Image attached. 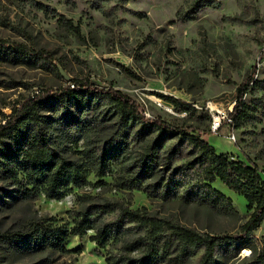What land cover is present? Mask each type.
Here are the masks:
<instances>
[{
	"label": "rangeland",
	"instance_id": "1",
	"mask_svg": "<svg viewBox=\"0 0 264 264\" xmlns=\"http://www.w3.org/2000/svg\"><path fill=\"white\" fill-rule=\"evenodd\" d=\"M38 1L51 11L38 9L28 0H0V41L48 57L18 62L0 56L1 123H5L2 114L11 115L18 100L40 91L53 94L70 82L112 86L134 98L148 117H161L185 131L199 128L204 140L219 151L225 150L231 159L254 161L264 178V0H218L219 7L207 6L193 19L184 18V14L196 0ZM59 66L70 80L61 75ZM251 76L256 83H250L245 96L248 117L240 128L224 125L213 133L210 115L202 105L213 101L227 107L236 100L237 87ZM160 95L200 108L193 114L178 112ZM98 110L104 117L103 132L108 135L117 125L116 108L101 100ZM139 129L134 125L132 132ZM232 133L235 142L229 139ZM176 140L166 143L162 163ZM145 143L146 139L138 137L131 140L127 153L111 159L106 177L99 179L91 173L90 185L75 189L61 201L46 199L42 194L24 199L15 192L11 180L0 178V234L18 230L40 217L56 218L71 228L77 211L104 199L146 209L153 216L202 234L240 232L250 215L246 200L217 179L212 186L231 198V203L215 195L213 202H202L205 168L187 169L185 173L179 170L169 196L156 190L149 194L146 185L120 187L122 179L132 174ZM67 146L72 148L68 141ZM83 149L80 141L68 154L81 159ZM189 150V145L182 147L184 154ZM185 159L186 155L173 166H180ZM113 218V214L108 215L102 221ZM95 233L94 229L83 238L71 236L64 251L19 250L0 242V258L3 264H106L105 256L123 254V245L144 236L145 230L127 224L121 235L100 246L91 241ZM254 235L258 255L263 247L264 223ZM165 239L170 240L169 235ZM78 248L80 253L76 252ZM160 248L156 264H196L203 253L178 241H172L166 251ZM233 252L223 248L216 264H243L251 259L250 248L237 256ZM132 256L141 258L143 252L137 249Z\"/></svg>",
	"mask_w": 264,
	"mask_h": 264
},
{
	"label": "trees",
	"instance_id": "2",
	"mask_svg": "<svg viewBox=\"0 0 264 264\" xmlns=\"http://www.w3.org/2000/svg\"><path fill=\"white\" fill-rule=\"evenodd\" d=\"M28 1L38 9L51 11L41 1ZM119 1L128 3L130 0ZM207 6L219 7L220 2L196 0L184 18L193 19ZM66 24L73 27L69 20ZM1 55L18 62L48 60L47 56L34 55L21 45H9L4 41H0ZM123 69L134 76L127 68ZM254 78L251 76L237 87L236 104L231 112L233 127L240 128L248 117L245 96L250 83H256ZM160 97L178 112L193 114L198 111L194 104L173 96ZM101 100L111 103L118 114L117 125L108 135L103 132L104 117L98 110ZM2 116L5 123L0 121V178L11 180L15 192L24 199L42 194L46 199L61 201L75 189L90 185L91 173L103 179L109 172L111 159L127 153L131 140L138 137L142 141L146 139L144 149L132 174L122 179L120 187L130 189L146 185L149 194L156 190V193L169 196L179 170L185 173L187 169L205 168L206 190L200 196L201 201L211 203L215 195L231 203V198L212 186L218 179L228 190L246 200L250 215L238 234L213 236L153 216L146 209H133L130 205L104 199L77 211L71 228L60 224L56 218L40 217L18 230L0 234V242L19 250L64 251L71 236L83 238L89 230L95 229L91 241L100 246L121 235L125 225L134 224L144 229L145 235L126 242L123 254L105 256L106 264H156L160 258V247L166 251L172 241H178L185 248L202 250L196 264H216L223 248L233 249L234 256L250 248L251 259L243 264H264V235L258 255L254 235L264 223V178L258 165L250 159L233 160L225 153H217L216 148L202 138L199 128L185 131L161 117H148L140 104L120 89L78 82H70L53 94L40 91L22 98L17 101L11 115ZM134 125L140 128L136 133L132 132ZM173 139L177 140L165 152L166 162L162 163L163 149ZM67 141L72 148L67 146ZM80 141L84 145L80 152L83 158L70 157L68 152ZM185 144L191 147L186 154L182 151ZM185 155L186 159L180 166H173ZM153 184L156 188L152 190ZM112 214V220L102 221ZM167 235L170 240L165 239ZM137 249L143 252L141 258L132 256ZM76 252L80 253L81 249H76ZM0 264H3L1 258Z\"/></svg>",
	"mask_w": 264,
	"mask_h": 264
},
{
	"label": "built area",
	"instance_id": "3",
	"mask_svg": "<svg viewBox=\"0 0 264 264\" xmlns=\"http://www.w3.org/2000/svg\"><path fill=\"white\" fill-rule=\"evenodd\" d=\"M236 104V100L231 101L228 103V106H223L222 104L218 102L209 101L202 105L201 108H204L211 117V124L210 128L211 131L215 134H217L224 125L227 126H234L233 117L231 116V112L233 111V108ZM194 106L199 109L198 104H194ZM229 139L233 142L236 141L235 134L232 133L229 135Z\"/></svg>",
	"mask_w": 264,
	"mask_h": 264
},
{
	"label": "water",
	"instance_id": "4",
	"mask_svg": "<svg viewBox=\"0 0 264 264\" xmlns=\"http://www.w3.org/2000/svg\"><path fill=\"white\" fill-rule=\"evenodd\" d=\"M58 68L61 75L64 76L66 80H70L71 77L68 75V73L61 66H59Z\"/></svg>",
	"mask_w": 264,
	"mask_h": 264
},
{
	"label": "crops",
	"instance_id": "5",
	"mask_svg": "<svg viewBox=\"0 0 264 264\" xmlns=\"http://www.w3.org/2000/svg\"><path fill=\"white\" fill-rule=\"evenodd\" d=\"M223 139V138H222ZM221 139V140H222ZM212 144V143H211ZM213 145V144H212ZM214 146V145H213ZM215 148H216V151H217V153H224L225 152V150H221V151H219V150H217V147L216 146H214Z\"/></svg>",
	"mask_w": 264,
	"mask_h": 264
}]
</instances>
